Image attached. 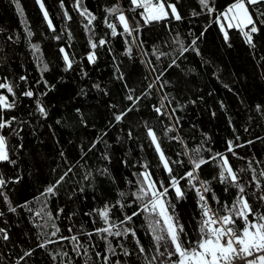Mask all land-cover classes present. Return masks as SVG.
Instances as JSON below:
<instances>
[{
    "label": "trees",
    "instance_id": "trees-1",
    "mask_svg": "<svg viewBox=\"0 0 264 264\" xmlns=\"http://www.w3.org/2000/svg\"><path fill=\"white\" fill-rule=\"evenodd\" d=\"M81 1L82 7L78 0H40L42 10L37 0H0V82L12 86L14 95L6 88L0 93L8 102L15 101L14 108L0 109V114L16 118L0 133L15 161L0 162V179L5 181L0 186V264H103L105 255L112 264H169L167 257L158 255L164 242L158 245L153 238L147 214L132 195L145 165L155 181L169 185L149 128L178 179L191 169L190 158L209 161L198 176L210 181L206 195L214 209L223 213L237 193L230 183L220 182L219 157L211 160L213 154L223 153L244 182L250 202L259 203L257 215L264 213V203L256 199L261 190L252 182L255 174L264 185L259 175L264 171V24L258 23L260 31L252 34L251 44L236 27H226L225 41L217 15L233 0H210L215 8L211 14L199 0H163L165 7L175 3L182 19L169 15L148 24L141 17L143 9L133 10L131 0ZM113 7L128 19L131 35L124 32L118 14L107 11ZM256 7L249 6L254 19ZM84 9L90 16L81 14ZM90 17H95L91 24ZM108 24L116 27V36ZM62 48L72 64L67 71ZM182 48L188 51L181 54ZM90 53L95 54L94 62L88 60ZM173 60L176 65L169 67ZM44 65L47 71L42 72ZM28 90L33 97L23 95ZM129 95L139 100L134 104ZM161 104L158 114L155 107ZM120 112L127 115L116 122ZM228 141L233 142V152L228 151ZM69 168L55 195L37 199ZM194 183L198 187L199 181ZM180 186L184 198L178 200L169 188L167 200L184 227L182 239L195 241L201 218L198 196L186 179ZM105 205L116 225L113 231L129 228L136 235L96 234V228L107 225L94 210ZM133 212L140 214L121 225ZM237 225L243 228V221ZM56 228L60 231L53 236ZM72 235L88 250L87 257L84 248L78 256L73 242L61 239ZM44 241L53 242L39 247ZM109 241L116 255L107 251Z\"/></svg>",
    "mask_w": 264,
    "mask_h": 264
},
{
    "label": "snow or ice",
    "instance_id": "snow-or-ice-1",
    "mask_svg": "<svg viewBox=\"0 0 264 264\" xmlns=\"http://www.w3.org/2000/svg\"><path fill=\"white\" fill-rule=\"evenodd\" d=\"M37 3L40 4L41 9H44L43 3L40 0H37ZM202 9H206L210 14L215 11V8L210 5V0H199ZM131 4L133 6V10L135 9H143L141 13V17L144 20L145 24H148L151 21H158L161 19H166L169 16V13L164 10L163 0L159 4L155 2V0H131ZM63 6V4L61 5ZM249 6H257L256 7V18H253L254 13L250 11ZM260 6H264V0H233L223 12L217 15V22L220 23L221 31L224 32L225 41L228 40V32L226 31V27L231 29L233 27L238 28L244 35L246 41L251 44L252 43V34L260 31L259 24H264V10H261ZM19 4L17 3V8H19ZM167 7L171 9V15L176 19H182L181 15L177 11V6L175 3L169 2ZM110 13L118 14V19L121 25H123L124 32L129 35L132 34L133 29H131L128 19L124 15V13L120 10L119 7H113L107 10ZM82 15L90 16L87 13V9H84L81 12ZM196 13H194L195 15ZM44 17L48 19L47 11H44ZM95 17H90L88 23L91 24L92 20ZM221 20L226 21L227 24L225 26ZM49 27L51 28V21H48ZM249 25L251 26L249 28ZM108 27L112 29V35L116 36L117 31L116 27L113 24H108ZM247 28V31L244 29ZM28 35L31 36L32 33L29 31ZM106 41L101 39L99 41L100 45H104ZM193 46L196 44L194 40L192 42ZM34 48L38 46L33 45ZM91 47L95 49L97 47L96 43H92ZM188 51V48H182L181 54L183 52ZM61 52L64 53V60L66 62V71L72 67V64L69 60V56L65 53V50L62 48ZM161 55H163L161 53ZM89 62L95 61V54L90 53L88 55ZM176 65V61L173 60L172 64L169 67H173ZM41 71H47V65H44ZM21 80H25V77H20ZM159 79V77H157ZM152 85H149L151 88ZM7 89L8 93L14 95L13 87L8 85L7 83L0 82V89ZM23 95L26 97H33L34 93L31 90L23 92ZM130 101H133L135 104L136 100H139V97H136L135 100L131 95L128 96ZM15 107V101L8 102L6 95L0 93V109H12ZM155 107V106H154ZM161 107H155V111L159 114L161 113ZM259 109V106H257ZM38 111L42 115H47L46 109L40 106L39 102H37ZM132 108H129L127 111H132ZM79 111V110H77ZM127 112H120L119 114H115V121L120 122L125 116ZM16 118L12 117L10 120L5 119L2 114H0V133L7 128L10 127L12 121ZM173 129L169 128L168 131H172ZM148 136L151 138L153 145H155L157 153H159L160 160L163 164L164 169L169 173L170 181L169 185L166 187L162 182H157L152 178V174L147 171V165L144 166L145 170L141 172L139 175L143 178L138 180V188L137 191L132 193L135 197V200L140 202L141 211L146 213V221L148 223V227L151 229L153 233V238L157 241L158 245L160 242H164L162 245L164 247V251H159L158 255L161 257H167L169 264H264V213L257 215L256 209L259 207V203L253 205L249 199V193L245 191L244 182L241 181L240 175L233 170V166L229 163L227 156L223 153H215L212 155L211 160L216 161L217 157H219L220 162L218 163L219 171V180L221 183L229 184L237 189L236 198L233 200L231 206L225 204L224 212L221 213L218 209H214L209 200L205 197L204 193L210 192V181L207 180H199L198 172L202 165L208 163L209 161L200 157L198 159L190 158V163L192 165L191 169L187 171L184 176L179 179L172 175V169L169 166V161L165 158L163 152L160 149V144L158 142V137L154 133V131L149 128ZM129 137H131V132H129ZM251 143V141L249 142ZM96 144L93 143L92 148H95ZM89 149V151L92 150ZM197 154L199 153V149L193 150ZM228 151L233 152V142L228 141ZM235 154V153H233ZM107 158V157H105ZM8 162L15 163V161L11 160L9 157V149L7 147V140L5 135L0 134V162ZM251 168V165H249ZM71 171L69 168L60 178L55 181L54 184L49 185L41 194V197H47L49 195H55L57 186L61 184V182L68 175V172ZM106 172V170H104ZM244 169H240V172H243ZM261 177H264V171L259 173ZM187 180V183L190 187L196 190L198 196V206L201 209V218L199 221L198 229H197V239L195 241H185L182 239V234L184 233V227L179 223V220L175 217V208L171 205L167 200V194L169 192V188L173 189L176 194V198L183 199L184 191L180 186L181 180ZM216 179V177H213ZM194 181H199V186L194 183ZM252 182L255 183V186L260 191V194H252L256 195V199L260 203H264V185H262L261 181H259L254 174L252 177ZM159 183V186H158ZM5 181L0 179V186H3ZM227 191V189H225ZM122 197L126 195V193L120 194ZM7 199V197H5ZM212 199L216 201L217 204L220 203V200L213 193ZM119 203V201L117 202ZM11 211H15V208H10ZM63 211L62 209L60 210ZM99 217L103 220L106 227L96 228V234H107V236H127L131 233L133 236L136 235L134 231L129 228L118 229L113 231L116 228L114 223H111L109 220V206L105 205L102 210H94ZM138 212H133L131 216H125L124 220L120 221V224L123 225L127 222H131L133 216L139 215ZM48 218L51 219V214H47ZM91 215V213H88ZM158 217V218H157ZM251 217V219H250ZM243 221V228H239L237 225V221ZM161 221L163 223H161ZM60 231L59 228H56L52 233L53 236L56 235ZM72 229L69 228V232ZM0 232H4L3 229H0ZM89 237L93 235V233H88ZM107 236L102 238L107 239ZM4 239H8L7 234L4 235ZM63 240H70L73 242V250L79 256L80 250L84 248L76 235L72 236H64L61 237ZM168 241H170L171 247L168 246ZM53 241H44L39 245V247H45L47 243ZM139 245V241H137ZM107 251L112 255H116V250L111 246V242H108ZM144 249L141 248V252ZM125 256L128 255V250L124 249ZM25 255H29V253H25ZM63 255H67V253H63ZM84 255L88 256V250L84 248ZM97 257H100V253L97 252ZM178 257V259L173 260V257ZM56 257L53 256V259ZM91 259V257H88ZM155 259V257L153 258ZM103 264H112L109 256L105 255L102 257ZM87 264V261H86ZM115 264H121L120 260H116Z\"/></svg>",
    "mask_w": 264,
    "mask_h": 264
},
{
    "label": "rangeland",
    "instance_id": "rangeland-1",
    "mask_svg": "<svg viewBox=\"0 0 264 264\" xmlns=\"http://www.w3.org/2000/svg\"><path fill=\"white\" fill-rule=\"evenodd\" d=\"M78 5H79V7H82V1L81 0H78ZM163 7H164V10L167 11L169 13V15H171V9L168 7H165L164 5H163ZM221 22L224 23L226 26V24H227L226 21L221 20Z\"/></svg>",
    "mask_w": 264,
    "mask_h": 264
},
{
    "label": "built area",
    "instance_id": "built-area-1",
    "mask_svg": "<svg viewBox=\"0 0 264 264\" xmlns=\"http://www.w3.org/2000/svg\"><path fill=\"white\" fill-rule=\"evenodd\" d=\"M198 186H199V184H198ZM204 195H205V197H206V194L204 193Z\"/></svg>",
    "mask_w": 264,
    "mask_h": 264
},
{
    "label": "bare ground",
    "instance_id": "bare-ground-1",
    "mask_svg": "<svg viewBox=\"0 0 264 264\" xmlns=\"http://www.w3.org/2000/svg\"><path fill=\"white\" fill-rule=\"evenodd\" d=\"M206 194V193H205ZM206 198H207V195H206ZM208 199V198H207ZM211 205V204H210Z\"/></svg>",
    "mask_w": 264,
    "mask_h": 264
}]
</instances>
